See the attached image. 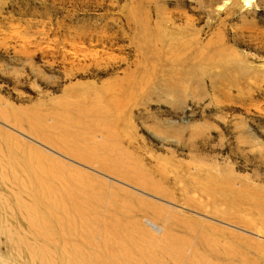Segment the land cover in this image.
Masks as SVG:
<instances>
[{
  "label": "rangeland",
  "instance_id": "obj_1",
  "mask_svg": "<svg viewBox=\"0 0 264 264\" xmlns=\"http://www.w3.org/2000/svg\"><path fill=\"white\" fill-rule=\"evenodd\" d=\"M0 109L70 264H264V0H0ZM7 146L0 264H40Z\"/></svg>",
  "mask_w": 264,
  "mask_h": 264
},
{
  "label": "bare ground",
  "instance_id": "obj_2",
  "mask_svg": "<svg viewBox=\"0 0 264 264\" xmlns=\"http://www.w3.org/2000/svg\"><path fill=\"white\" fill-rule=\"evenodd\" d=\"M25 116L26 115L24 114L20 116H16L14 117V121H11L12 119H10V117L7 114L3 113L2 109H0V118L6 120V122L7 121L12 122V124L17 127H21L22 125L26 126V124L24 123H25V120L28 121V117L27 116L25 117ZM27 126H26L27 127L26 129L28 130V133H31V134L36 133V129L33 127L31 120L29 121V123H27ZM3 140L6 141L8 144L6 152L3 153V161L5 162V166L10 170L13 185L14 187H16V191L14 195L11 194L10 200L13 201V198L15 196V199L18 204V209H19V211L17 210L15 211L17 212L21 211V213L25 214L26 216V219H27L26 230L28 231L27 234L29 235V239L30 241L33 239L37 243L36 250H33L35 251L33 254L36 256V259L39 260L40 264H70L71 261H69V259L71 260L75 259V261L78 260L75 256H73V254L78 250L75 246V244H78V242L76 240H74L73 242L72 239L68 240V238L66 240L67 234L65 231L67 226H68L67 229L69 228L68 216L70 213H73L70 211V210H74V208H72L73 206L68 207V205L65 204L66 202L63 198L58 197L57 194L55 193H51L48 189L44 191L43 195L39 198L40 203L42 200H44L43 203H41L44 205V206L42 205L44 207L43 211L39 212L37 206L38 204L39 205L41 204L36 203L35 202L36 199L33 198L34 199L33 200L31 198H28V200H26L27 196H23L19 191V187H20L19 184L20 182L22 184H25L27 181L24 178L26 177H28V182L30 183L29 172H31L34 166V161H33L34 158L32 157V155H29V154H28L29 156L28 155L25 156L26 161L24 163L25 165L26 164L28 165V167L26 168V166L25 167L22 166L23 164L22 162H17V160L14 159L16 158L14 157V153H16L18 149H20L19 151L22 150V152H23V149L31 150V147L26 145L25 142H23L21 139L20 140L17 139V136H15L14 134L12 133L10 134L8 132H4L0 130V141H3ZM28 152L30 153V151ZM22 184L20 185L22 186ZM14 204H15V201H14ZM66 205L68 208L66 207ZM145 222L151 229L157 232L159 231V227H157L151 221L147 220ZM37 223L39 224L36 226ZM67 231L68 233H70L69 230ZM19 243L20 245H25V248L28 247V245L24 242V240L19 241ZM65 247L69 248L67 252H66L67 249L65 250ZM80 248L82 249V247ZM92 259L94 261H91ZM96 259L97 258L89 257L88 261L86 262H88L89 264H92V263L97 264V262H95ZM78 263H75V264H78Z\"/></svg>",
  "mask_w": 264,
  "mask_h": 264
}]
</instances>
